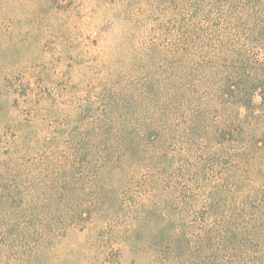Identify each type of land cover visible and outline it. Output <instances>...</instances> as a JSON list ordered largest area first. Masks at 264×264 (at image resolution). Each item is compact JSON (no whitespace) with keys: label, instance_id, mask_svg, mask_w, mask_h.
Returning <instances> with one entry per match:
<instances>
[{"label":"rangeland","instance_id":"1","mask_svg":"<svg viewBox=\"0 0 264 264\" xmlns=\"http://www.w3.org/2000/svg\"><path fill=\"white\" fill-rule=\"evenodd\" d=\"M228 2L0 0V264H264Z\"/></svg>","mask_w":264,"mask_h":264},{"label":"trees","instance_id":"2","mask_svg":"<svg viewBox=\"0 0 264 264\" xmlns=\"http://www.w3.org/2000/svg\"><path fill=\"white\" fill-rule=\"evenodd\" d=\"M228 23L232 27L236 38L242 43V55L239 57L240 62L234 63L232 67L228 68L230 73L227 74L228 85L222 91V100L226 102V96L230 97L238 105L242 106L247 112L246 116L254 114L259 118L264 117V59H253L248 55V51L256 49L258 46L263 48L264 51V0H229L228 2ZM245 12V17H242ZM234 84L233 86L231 85ZM228 92L225 95V92ZM255 95L261 99L260 103H255ZM259 112V113H256ZM195 115V113H194ZM138 134L132 135V143L137 138H141L142 142H149L147 139L154 131L152 125H147L144 129L143 126H135ZM232 126H224V129L214 131L212 139L209 141H216L219 147H225L226 139L217 143L219 139L228 135L234 137L232 134ZM261 138H264V133H261ZM209 138V137H208ZM254 139L250 142V147L253 148ZM237 143H242L237 140ZM142 144V143H141ZM243 144V143H242ZM245 151V149H244ZM162 156L165 153L161 152ZM12 201L11 198L8 199Z\"/></svg>","mask_w":264,"mask_h":264}]
</instances>
